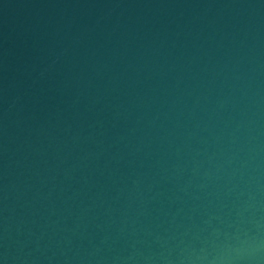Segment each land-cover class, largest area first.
I'll list each match as a JSON object with an SVG mask.
<instances>
[{
	"label": "water",
	"instance_id": "1",
	"mask_svg": "<svg viewBox=\"0 0 264 264\" xmlns=\"http://www.w3.org/2000/svg\"><path fill=\"white\" fill-rule=\"evenodd\" d=\"M0 264H264V0H0Z\"/></svg>",
	"mask_w": 264,
	"mask_h": 264
}]
</instances>
